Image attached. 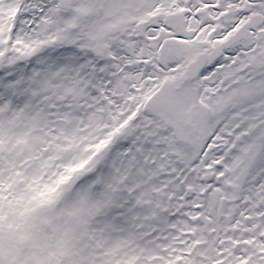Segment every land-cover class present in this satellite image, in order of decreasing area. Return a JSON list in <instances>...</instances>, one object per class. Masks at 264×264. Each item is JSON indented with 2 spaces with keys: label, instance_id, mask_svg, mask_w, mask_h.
Instances as JSON below:
<instances>
[{
  "label": "snow or ice",
  "instance_id": "6c2138e0",
  "mask_svg": "<svg viewBox=\"0 0 264 264\" xmlns=\"http://www.w3.org/2000/svg\"><path fill=\"white\" fill-rule=\"evenodd\" d=\"M0 264H264V0H0Z\"/></svg>",
  "mask_w": 264,
  "mask_h": 264
}]
</instances>
